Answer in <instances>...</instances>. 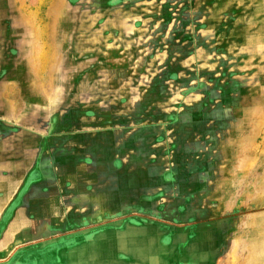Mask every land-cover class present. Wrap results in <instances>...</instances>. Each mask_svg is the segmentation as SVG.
<instances>
[{"label":"crops","instance_id":"1","mask_svg":"<svg viewBox=\"0 0 264 264\" xmlns=\"http://www.w3.org/2000/svg\"><path fill=\"white\" fill-rule=\"evenodd\" d=\"M0 1L11 3L1 15L15 42L3 46L9 37L0 36V264H264V218L253 227L228 198L211 197L229 190L205 185L215 175L185 149L178 115L188 110L176 103L192 76L170 81L156 100L150 88L127 84L126 92L130 81L111 85L78 68L87 58L71 60L102 34L108 42L103 0L67 14L62 0ZM61 13L74 22L63 24ZM136 211L147 220L126 222ZM91 229L99 230L89 240L40 251Z\"/></svg>","mask_w":264,"mask_h":264},{"label":"rangeland","instance_id":"2","mask_svg":"<svg viewBox=\"0 0 264 264\" xmlns=\"http://www.w3.org/2000/svg\"><path fill=\"white\" fill-rule=\"evenodd\" d=\"M101 3L107 16L100 22L106 21L104 32H108L110 41L106 42L107 37L102 34L106 40L96 41L97 47L71 50V60L87 58L78 68L86 71L90 67L87 72L92 77L109 76L111 85L116 84L113 80L116 78L118 85L123 80L130 81L126 85L124 82V88L129 84L150 88V99L154 100L164 94L170 81L192 76L194 80L187 81L192 91L176 103L181 107L185 104L182 110H188L185 117L184 113L178 115L186 122L185 149L189 156H197L198 164L213 162L211 170L215 176L212 181L204 178L205 185L223 181L220 189L229 190L224 194H208L218 197V201L228 198L235 204V216L250 214L254 227L256 218H264V0H103ZM75 4L79 10L95 8L99 2L62 0L61 12L67 14ZM135 4H139L136 12ZM6 5L4 13L11 3ZM2 13L0 10L3 26L0 36L9 37L6 41L9 47L15 42L4 28L8 23ZM117 13L124 16L116 17ZM73 17L61 13L60 20L65 18L63 24L73 23ZM92 20H96L92 26L101 24L99 18ZM126 22L135 31L126 30ZM1 52L3 57L11 56L8 50L7 54L2 49ZM73 52H76L74 57ZM86 52L91 54L85 56ZM200 56L205 57V62ZM84 82L81 85L86 88ZM187 163L192 164L191 160ZM222 170L229 174H223ZM129 213L134 215L126 222L147 220L138 217L143 211ZM114 226L108 224L102 229L109 231ZM238 226L243 227V221ZM57 229L63 231L67 226ZM97 230L75 234L71 239L61 237L40 246V251L49 245L66 246L89 240ZM159 230L166 234L164 226Z\"/></svg>","mask_w":264,"mask_h":264},{"label":"flooded vegetation","instance_id":"3","mask_svg":"<svg viewBox=\"0 0 264 264\" xmlns=\"http://www.w3.org/2000/svg\"><path fill=\"white\" fill-rule=\"evenodd\" d=\"M3 2H5L4 3V5H2V3ZM7 3H9V2H7V1H0V10L3 12L2 14H4V10L5 9H7V6L8 5H6ZM11 8V7H10ZM9 8V9H10ZM9 14V10H7V12H6V16ZM8 17V16H7ZM5 19H6V22L8 23V24H10V20H8L6 17H5ZM4 45H6V41H4V44H3V46ZM202 165H204V164H202ZM212 165H213V162H207L204 166H203V168L205 169V171L206 172H208V173H212V170H211V167H212ZM220 184V187H221V184H223V181L222 182H220L219 183ZM234 213H236V210H234Z\"/></svg>","mask_w":264,"mask_h":264},{"label":"bare ground","instance_id":"4","mask_svg":"<svg viewBox=\"0 0 264 264\" xmlns=\"http://www.w3.org/2000/svg\"><path fill=\"white\" fill-rule=\"evenodd\" d=\"M41 68V67H40ZM43 69V68H42Z\"/></svg>","mask_w":264,"mask_h":264}]
</instances>
